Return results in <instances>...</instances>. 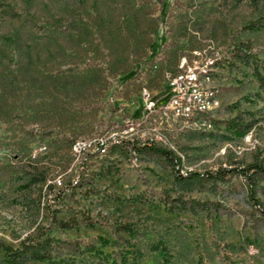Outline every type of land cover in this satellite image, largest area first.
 <instances>
[{
	"label": "rangeland",
	"instance_id": "obj_1",
	"mask_svg": "<svg viewBox=\"0 0 264 264\" xmlns=\"http://www.w3.org/2000/svg\"><path fill=\"white\" fill-rule=\"evenodd\" d=\"M150 1L142 12L157 15V24L145 55L133 64L128 46L109 34L127 21L131 0H17L16 17L0 16L4 242L14 246L48 229V203L57 219L70 223L49 230L55 253L77 252L65 248L69 240H110L104 221L156 227L181 221L192 230L220 233L246 251L264 250V181L256 184L254 203L236 176L179 182L162 157L131 154L121 144L103 153L68 149L71 139L84 143L138 121L125 135L170 149L180 174L234 162L264 165V91L252 74H264V0ZM58 26L63 32L54 31ZM194 50L197 59L215 57L204 69L213 91L194 94L195 102L205 103L216 96L210 129L163 120L157 110L168 91L163 72L173 71L180 55L192 58ZM112 61L122 64L116 70ZM39 175L44 179L31 181ZM71 177L77 178L74 186L49 203L48 194ZM0 264L14 263L0 253Z\"/></svg>",
	"mask_w": 264,
	"mask_h": 264
},
{
	"label": "trees",
	"instance_id": "obj_2",
	"mask_svg": "<svg viewBox=\"0 0 264 264\" xmlns=\"http://www.w3.org/2000/svg\"><path fill=\"white\" fill-rule=\"evenodd\" d=\"M158 1L162 2L163 0ZM251 1L256 2V0ZM16 2L17 0H0V16L16 17L18 14L15 7ZM131 3L133 10L127 15V21L121 20L118 23L119 28L111 29L109 34L125 49L128 46L132 54L129 62L133 64L145 55L158 16L152 15L148 11L142 12L143 8L151 4L150 0H131ZM259 17L260 23H264V11L260 13ZM63 30L58 26L54 31L60 33ZM108 39V36H105V44ZM242 56L245 55H239L240 58ZM120 64H122L120 61L111 62L112 68L114 67L116 70ZM110 68L109 66L107 69ZM176 69L175 63L173 71ZM56 73H59L58 69L53 71V74ZM252 74L259 87L264 91V74H259L254 69ZM73 141L74 139H71L68 145L70 152H72L70 147ZM119 144L131 154L147 152L162 157L172 168L173 178L179 182L199 179L225 182L230 177L236 176L241 181L245 194L254 203L256 200L253 198V193L256 184L259 181H264V165L259 161L234 162L202 172L188 171L180 174L177 168H174L179 158L170 149L151 139H125ZM82 153L86 152L82 151ZM43 179L44 177L39 175L33 177L31 181L36 182ZM76 182L77 178L71 177L61 183L58 189L48 194L49 203L54 204L59 201L64 192L74 186ZM45 185L50 186L49 184ZM46 204L50 210L46 221L48 229L40 228L32 236L19 241L14 246L0 239V253L9 262L14 264L29 261L43 264H264L263 249L246 251L239 242H232L220 233L211 231L207 233L200 229L192 230L191 226L181 221L160 227L144 222L104 221L112 235L110 240L102 237H89L86 241L69 240L63 243L67 250L76 248L77 252L75 253L79 254L78 259L76 256L72 257V254L75 253L71 250L55 253L53 239L48 236V232L55 227H69L70 223L57 219L52 212L53 209H50L51 204ZM96 243L97 245H95ZM105 244H108L109 250H102ZM65 253L66 255H63Z\"/></svg>",
	"mask_w": 264,
	"mask_h": 264
},
{
	"label": "built area",
	"instance_id": "obj_3",
	"mask_svg": "<svg viewBox=\"0 0 264 264\" xmlns=\"http://www.w3.org/2000/svg\"><path fill=\"white\" fill-rule=\"evenodd\" d=\"M196 54L195 50L192 51V58L190 59L180 55L176 61L177 69L163 72L168 91L157 110L163 120L178 121L184 127L210 129L212 126L211 115L217 106L216 96H213L211 103H204L203 100L202 102H194V92H204L205 89H212L213 91V85L210 84L211 80H204V69L207 68V61L215 60V57L211 53L197 59L194 57ZM137 123L138 121H126L118 131L110 127L84 143L73 141L70 149L72 152L80 153L88 150L103 153L110 145L119 144L125 139L135 138L125 134L130 133Z\"/></svg>",
	"mask_w": 264,
	"mask_h": 264
},
{
	"label": "bare ground",
	"instance_id": "obj_4",
	"mask_svg": "<svg viewBox=\"0 0 264 264\" xmlns=\"http://www.w3.org/2000/svg\"><path fill=\"white\" fill-rule=\"evenodd\" d=\"M209 61H212V60H208L207 61V67H209ZM205 80V79H204ZM204 92H206V89H205V91ZM194 94H195V92H194ZM195 102V101H194ZM204 103H205V100H204Z\"/></svg>",
	"mask_w": 264,
	"mask_h": 264
}]
</instances>
